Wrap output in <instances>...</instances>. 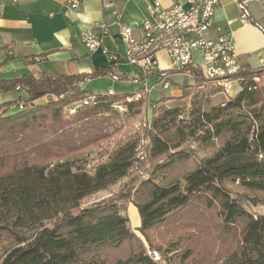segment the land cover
<instances>
[{
  "label": "trees",
  "instance_id": "1",
  "mask_svg": "<svg viewBox=\"0 0 264 264\" xmlns=\"http://www.w3.org/2000/svg\"><path fill=\"white\" fill-rule=\"evenodd\" d=\"M114 63L89 74L0 76V92H24L0 103V264H161L147 253L123 212L121 201L131 192L80 206L125 177L137 158V140L128 139L92 169L78 159L84 148L110 135L104 123L118 117L115 105L140 111L149 101L147 93L143 101L126 102L132 92L93 94L82 88L83 80L113 71ZM187 70L192 86H208L199 71ZM257 75L262 87L254 81ZM230 77L240 90L222 103H211L213 92L222 91L216 86L195 92L185 108L157 107L147 150L161 161L153 163L132 199L138 230L147 241L148 231L188 218L195 227L205 225L208 220L197 211L202 205L203 213H215L224 235L213 259L264 264V213L250 212L244 206L248 199L233 196L227 187L237 182L264 193V66L243 64ZM45 95L55 97L35 102ZM83 98L87 103L74 104ZM72 105V114L65 113ZM12 107L16 111L7 113ZM189 141L211 146L213 153L198 159L182 147ZM192 252L186 248L179 260L184 263Z\"/></svg>",
  "mask_w": 264,
  "mask_h": 264
},
{
  "label": "crops",
  "instance_id": "2",
  "mask_svg": "<svg viewBox=\"0 0 264 264\" xmlns=\"http://www.w3.org/2000/svg\"><path fill=\"white\" fill-rule=\"evenodd\" d=\"M104 1L78 0V5L72 7L69 0H0V76L15 78L25 73L38 75L43 71L89 74L108 66L112 60L115 61L113 71L86 78L80 83L82 88L104 82L105 91H89L93 94H122L151 85L148 95L155 96L156 93L150 91L155 84H161L159 75L144 77L136 66L126 61L125 44L117 34L116 24L118 20L132 27L133 34L140 37L143 22L150 19L148 5L155 0H107L109 6L103 7ZM158 1L164 7L172 3L171 0ZM251 10L254 22L243 24L238 17L236 0H220L206 36L215 39L230 30L239 61L255 68L264 66V12L257 4H252ZM101 21L107 25L108 33L101 36V47L91 51L82 43L81 34ZM95 30L98 31V27ZM195 54L199 55L197 51ZM163 60H167L165 65L161 64ZM157 61L160 69L168 68L164 51L157 54ZM175 75L189 78L186 84L194 82L190 75L181 72L169 73L168 79L172 82ZM23 93L0 92V103ZM220 93L225 95L222 91ZM181 94L179 87L166 95L179 97ZM227 94L235 95H231L230 90ZM130 211L133 226H139L137 208L134 206Z\"/></svg>",
  "mask_w": 264,
  "mask_h": 264
},
{
  "label": "rangeland",
  "instance_id": "3",
  "mask_svg": "<svg viewBox=\"0 0 264 264\" xmlns=\"http://www.w3.org/2000/svg\"><path fill=\"white\" fill-rule=\"evenodd\" d=\"M197 55L198 54H194V57L196 58V62L199 64V55ZM166 61L167 60H163L161 64L165 65ZM186 78L184 79L183 76L175 75L174 77H172V82L169 80V88L163 89V91L161 90L160 83V85L155 84L154 86H152L150 93H156V95L153 96L149 94L150 96L148 95V102L142 100L143 102L141 103L140 111H137V107L127 108L122 104L115 105V108L118 112V117L112 118L108 122L104 123V125L107 126L108 131H110V135L104 139H101L97 143L84 148L81 153H78V159L80 160V162H84L86 169H92L96 164L106 161L111 151L118 145L123 144L128 139L137 140L136 150L138 151L140 149L144 156L143 158L136 159L133 167L128 171L125 177L110 185L107 189L100 190L84 198L83 200H81L80 206H89L100 200L108 199L109 197L122 196V192L129 191V194L131 192V197L129 195L128 197L124 198L123 201H121L124 208L123 212L128 216L131 229L140 238L141 242L146 248L147 253L150 252L156 260L160 261L161 264H190L193 260L194 262L191 264H220L221 260L216 261V259H213L216 257L218 246L224 238L219 225L220 220H218L214 216L215 213H212V211H208V215L207 213H203V211L201 210L202 205L197 208V211L205 215L206 222L208 220L205 225L201 223L198 227H195L192 223V219L188 218L185 221L170 225L169 227L157 228L148 231V241L138 230V226L134 227L132 223L133 216L131 215L130 210L135 206L132 199V193L134 189L137 188L140 181L148 177L152 170L153 163L161 161L159 159L154 160L150 158L147 150L151 130L150 121L153 113H155V110L157 111V107L162 104L168 107L185 108L189 105L190 98L195 92L200 91L201 93H205V89H211L215 87L208 84V86L206 87H199L196 89L194 86H192V84H186V81L189 80V78ZM262 79L263 78L260 75L254 77V81L259 87L263 86ZM113 87L115 89H119V86H116L114 84ZM179 87L182 89V93L189 92V96L179 99V97L166 95L169 93H173V91H175ZM239 88L240 85L238 84V82H234L232 84V88L230 89L231 95L235 94L236 91L239 90ZM87 89H93L94 91H105L106 84L104 82L92 83L87 87ZM228 96L230 95H222L220 91H214L210 96V100L212 104L222 103L228 98ZM54 97V95H45L37 99L35 102H46ZM162 97H165L167 99L161 100ZM84 99L86 98H83L74 104H77ZM125 100L126 102H130L127 101L126 98ZM71 107H73V105L70 107L67 106L65 109V113H70L69 109ZM16 109V107H12L7 113H13L14 111H16ZM145 119L149 121V125L147 126H143ZM112 130L114 132H112ZM182 147L190 149L194 153L193 155L198 159L209 156L213 153V149L211 148V146L199 145L193 141H189ZM140 150L139 152H137L138 156L139 153H141ZM227 187L230 189L233 196H235L236 194H240L244 196V198L248 199V201L244 202V206L250 212L254 214L264 213V193L244 190L237 184V182L228 184ZM216 233H219L217 238H215ZM175 247L177 249L171 250ZM186 248H190L191 250H193V256L182 263V261L179 260V257L182 256Z\"/></svg>",
  "mask_w": 264,
  "mask_h": 264
},
{
  "label": "built area",
  "instance_id": "4",
  "mask_svg": "<svg viewBox=\"0 0 264 264\" xmlns=\"http://www.w3.org/2000/svg\"><path fill=\"white\" fill-rule=\"evenodd\" d=\"M169 6H162L158 0L148 5L150 19L143 22L141 26V36L136 37L133 34L132 27L120 23L118 20L117 34L125 44L126 61L136 66L144 77L157 72L160 77L161 88L166 89L170 86L169 71H182L189 75L188 68L196 69L202 77L208 81L211 86L222 88V93L227 94L232 88L234 82L218 83V74L220 73H237L242 68L239 61L229 30L223 35L215 39L206 36L214 22L215 9L220 0H214L211 6V12H205V21L201 26H194L193 32L188 35L180 36L179 41L165 43L163 46L156 47V51L147 56V58H136V51L143 47L146 42H150V38L154 37L158 32L167 30V28L179 24L180 21L191 19L194 13V6L201 5V0H171ZM70 6L76 7L78 0H69ZM252 4H257L264 12V0H236L238 8V17L243 24L254 22L251 10ZM109 2L105 0L103 7H108ZM98 27V31L95 30ZM108 33L107 25L104 22H98L91 28L85 30L81 34V41L86 48L94 51L101 47V36ZM164 51L168 58V68L160 69L157 61V54ZM199 53L198 64L194 57L195 52ZM237 82V80L235 81ZM150 87L143 86L129 94L130 102L144 100L145 94L149 92ZM74 107L71 108H75ZM20 107H22L20 105ZM149 125V121L145 119L143 126ZM143 153H139V157L143 158ZM148 254L151 255L150 252Z\"/></svg>",
  "mask_w": 264,
  "mask_h": 264
},
{
  "label": "bare ground",
  "instance_id": "5",
  "mask_svg": "<svg viewBox=\"0 0 264 264\" xmlns=\"http://www.w3.org/2000/svg\"><path fill=\"white\" fill-rule=\"evenodd\" d=\"M213 4L214 0H201V5L194 6V13L191 15V19L180 21L179 24L173 25L165 31L158 32L154 37L150 38V42H146L143 47H140V49L136 51V58H147V56L156 51V47L163 46L165 43L169 42H177L180 36L191 34L194 26H201L202 22L205 21V12H211V6H213ZM233 74L234 73L218 74V83L235 82L236 80L230 77ZM126 99L130 101L129 96H126ZM83 103H87V99H84ZM69 111L73 112L74 109L71 108ZM139 150L137 152H139ZM138 157L137 154V158Z\"/></svg>",
  "mask_w": 264,
  "mask_h": 264
}]
</instances>
